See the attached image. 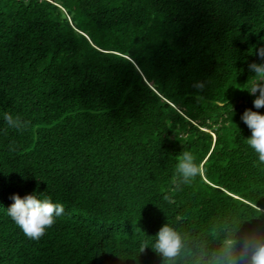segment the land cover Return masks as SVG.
Here are the masks:
<instances>
[{"label": "trees", "instance_id": "16d2710c", "mask_svg": "<svg viewBox=\"0 0 264 264\" xmlns=\"http://www.w3.org/2000/svg\"><path fill=\"white\" fill-rule=\"evenodd\" d=\"M260 47L264 0H0V264H252L264 163L241 115L264 108L238 87ZM33 192L64 206L39 240L7 210Z\"/></svg>", "mask_w": 264, "mask_h": 264}, {"label": "clouds", "instance_id": "9594fccd", "mask_svg": "<svg viewBox=\"0 0 264 264\" xmlns=\"http://www.w3.org/2000/svg\"><path fill=\"white\" fill-rule=\"evenodd\" d=\"M256 55L261 62L253 61L248 65L249 71L254 73L255 78L247 87L238 88L255 96L253 107L260 109L264 108V47L258 48ZM196 87L203 88V84L198 83ZM4 119L9 127L17 130H22L28 125L27 121H21L19 117L13 118L8 113H5ZM241 120L251 131V136L247 138L248 145L258 154L259 161L264 163V114L253 111L251 108L245 109L241 115ZM177 171L184 183H189L201 174V168L195 163L194 156L187 151L178 158ZM10 199L13 203L7 208L8 215L26 236L34 240H39L45 234V230L55 224L56 217L64 213L62 204L53 203L50 198L40 199L36 192L26 194L23 197L19 193H13ZM181 244L182 241L178 232L170 225L163 224L156 233L153 250L161 254L163 258L171 260L178 255ZM231 245L232 242H229V249H231ZM147 247L148 241L142 242L140 251L143 252ZM225 260L227 264H236V258L230 254V251L225 252ZM251 262L252 264H264V245L255 250Z\"/></svg>", "mask_w": 264, "mask_h": 264}, {"label": "rangeland", "instance_id": "374dc122", "mask_svg": "<svg viewBox=\"0 0 264 264\" xmlns=\"http://www.w3.org/2000/svg\"><path fill=\"white\" fill-rule=\"evenodd\" d=\"M172 136V135H171Z\"/></svg>", "mask_w": 264, "mask_h": 264}]
</instances>
